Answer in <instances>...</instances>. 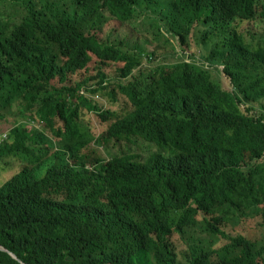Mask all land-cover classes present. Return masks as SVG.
Here are the masks:
<instances>
[{"label": "trees", "instance_id": "16d2710c", "mask_svg": "<svg viewBox=\"0 0 264 264\" xmlns=\"http://www.w3.org/2000/svg\"><path fill=\"white\" fill-rule=\"evenodd\" d=\"M263 39L264 0H0V264H264Z\"/></svg>", "mask_w": 264, "mask_h": 264}, {"label": "rangeland", "instance_id": "374dc122", "mask_svg": "<svg viewBox=\"0 0 264 264\" xmlns=\"http://www.w3.org/2000/svg\"><path fill=\"white\" fill-rule=\"evenodd\" d=\"M139 10L141 11H144V12H147V14H143V17L141 18V25H137L136 24V28H137V31L143 35V36H140L142 37V39L138 40V41H133L131 42V46H134L136 44V42L141 45L146 51H152L153 49L157 50V51H163V49L166 47L167 49H171V46L169 44H166V41H165V38L166 39H169L170 43H173L174 45L176 44L177 45V41H176V38L173 36L172 34V31L169 30V27L166 25H164L162 22L159 24L154 18L153 16H155L151 11L150 9L146 8L145 5H143V3L140 5L139 7ZM149 19L151 20H154L156 21L159 25H160V36L159 37H155V33H154V28H152L151 26V22L149 21ZM148 24H150V28H148ZM245 27V26H243ZM146 29H148L146 31ZM243 30H245L244 28H242ZM204 28L203 27H199L197 29V32L195 35H193L192 37V48H193V51L195 50V52L193 54H189L187 53L188 55H191L192 58H186L188 61H191V62H194L198 65H200L201 68L203 69H207V65L204 63V61L202 60V55H205L204 54V51L202 49V46L201 44L198 42V37L201 33V31H203ZM144 40H148L146 42H144ZM264 41V39H263ZM207 49V48H206ZM207 51V50H206ZM184 54V53H182ZM168 58H170L171 60V53H168L167 54ZM175 60H171V62H174ZM209 69V68H208ZM207 69V70H208ZM209 75L211 77V80L216 84L218 85L219 87H221L222 89L226 88L227 87V81L222 77L220 71L214 69V68H210L209 69ZM2 98H0V107L2 108ZM3 109V108H2ZM17 109V108H16ZM16 109L14 110H3V113H5L6 115V118H8V120L6 121H0V129H3L4 132H7L8 129L12 126V121H20V122H23L25 120L21 119V115L19 114V112L16 111ZM88 122L91 124L90 127H91V130L96 132V133H99L101 131V126L99 125L97 119L95 118V116L91 113H87L85 114L84 116ZM3 132V133H4ZM8 173H1V178L2 179H5L6 177L10 176L13 174L14 172V168L12 170H8L7 171ZM1 181V180H0ZM254 221L250 222L249 224L247 225H244L240 228L241 231H243L245 234L246 233H250L248 234V236H252V234L254 235L255 232L251 229V224L253 223ZM254 237V236H253ZM204 236H201L199 237V239H203Z\"/></svg>", "mask_w": 264, "mask_h": 264}, {"label": "built area", "instance_id": "2783aa9c", "mask_svg": "<svg viewBox=\"0 0 264 264\" xmlns=\"http://www.w3.org/2000/svg\"><path fill=\"white\" fill-rule=\"evenodd\" d=\"M3 138H5V134L0 135V141H1Z\"/></svg>", "mask_w": 264, "mask_h": 264}, {"label": "water", "instance_id": "95a60500", "mask_svg": "<svg viewBox=\"0 0 264 264\" xmlns=\"http://www.w3.org/2000/svg\"><path fill=\"white\" fill-rule=\"evenodd\" d=\"M0 249L4 250V249H3V248H1V247H0ZM11 256L14 258V256H13V255H11Z\"/></svg>", "mask_w": 264, "mask_h": 264}]
</instances>
